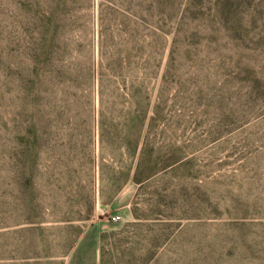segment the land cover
Segmentation results:
<instances>
[{"label": "rangeland", "instance_id": "obj_1", "mask_svg": "<svg viewBox=\"0 0 264 264\" xmlns=\"http://www.w3.org/2000/svg\"><path fill=\"white\" fill-rule=\"evenodd\" d=\"M0 264H264V0H0Z\"/></svg>", "mask_w": 264, "mask_h": 264}, {"label": "built area", "instance_id": "obj_2", "mask_svg": "<svg viewBox=\"0 0 264 264\" xmlns=\"http://www.w3.org/2000/svg\"><path fill=\"white\" fill-rule=\"evenodd\" d=\"M119 217H120L119 215H114V216H113V219L116 220V219H118Z\"/></svg>", "mask_w": 264, "mask_h": 264}]
</instances>
